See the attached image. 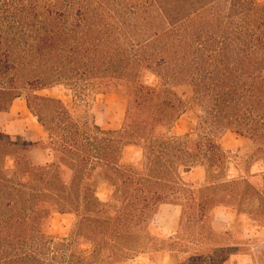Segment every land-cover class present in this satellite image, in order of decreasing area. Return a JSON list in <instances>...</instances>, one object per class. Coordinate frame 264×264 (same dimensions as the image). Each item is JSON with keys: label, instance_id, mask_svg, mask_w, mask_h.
<instances>
[{"label": "trees", "instance_id": "16d2710c", "mask_svg": "<svg viewBox=\"0 0 264 264\" xmlns=\"http://www.w3.org/2000/svg\"><path fill=\"white\" fill-rule=\"evenodd\" d=\"M57 87L75 104L92 99L89 116L40 94ZM99 94L126 102L120 130L96 123ZM21 99L46 136L18 146L0 132V264L186 262L218 248L229 264L245 251L244 221L263 225L264 173L251 169L264 164V2L0 0V115ZM189 112L196 126L180 134ZM227 134L243 140L245 177L229 179ZM131 147L140 165L125 161ZM35 150L52 159L35 164ZM196 168L201 186L183 176ZM164 207L180 210L168 239L152 230ZM225 208L236 234L211 227ZM57 214L73 218L59 241Z\"/></svg>", "mask_w": 264, "mask_h": 264}, {"label": "rangeland", "instance_id": "374dc122", "mask_svg": "<svg viewBox=\"0 0 264 264\" xmlns=\"http://www.w3.org/2000/svg\"><path fill=\"white\" fill-rule=\"evenodd\" d=\"M264 2V0H259ZM150 82H154V78L150 77ZM41 95L50 96L61 99L69 109H71L77 116L85 117L86 112L89 111V104L91 102L74 103L72 93L63 87L47 90ZM126 112V102L123 98L115 94L102 95L96 97L95 103L92 105V113L95 114L96 123L103 130H120L124 123ZM89 116V114L87 115ZM196 126V115L193 112L187 113L179 121L176 131L180 134L192 130ZM0 132L9 136L10 140L18 145L23 146L29 143H38L44 138L45 131L39 125L37 120L28 111L26 102L21 99L17 101L11 111L7 114L0 115ZM243 140L234 135H228L223 141V147L227 156L229 157V177L238 179L245 177V171L250 170L252 163L248 160V153L243 146ZM251 155V154H250ZM48 151L35 150L32 153V160L35 164H41L50 160ZM126 161L140 165L141 154L136 148H129L126 152ZM7 166L9 169L14 168V161L12 158L7 159ZM252 172L254 174L264 173V164L255 163ZM189 176V175H188ZM192 179L196 182L203 181V173L196 172L192 174ZM99 197L103 201H108L109 190L104 186H100L98 191ZM216 224L211 225L214 232L224 231V225L227 223L226 230H233L230 225L233 224V218L225 211L219 209L215 215ZM180 210L174 207H165L157 216L154 217L152 223V230L155 236L163 239H168L175 235V229L179 225ZM264 222V220H263ZM73 218L68 215H54L52 222V232L57 241L67 238L71 231ZM232 223V224H231ZM211 229V230H212ZM231 231L236 234L240 228L236 227ZM207 229L206 232L208 234ZM210 230V231H211ZM245 234V251L243 255L231 258L229 264H264V223L262 226L248 225L244 230ZM208 254V256H200L197 259H191L186 262L180 258H174L171 264H225V250L218 248ZM225 261V262H224ZM129 264H164V258L159 255H153V261L148 257L141 256L136 261Z\"/></svg>", "mask_w": 264, "mask_h": 264}, {"label": "crops", "instance_id": "0c3cea01", "mask_svg": "<svg viewBox=\"0 0 264 264\" xmlns=\"http://www.w3.org/2000/svg\"><path fill=\"white\" fill-rule=\"evenodd\" d=\"M18 101H20V100H18ZM14 106V105H13ZM13 108V107H12ZM228 135H230V134H227L224 138H223V140H222V142H221V145H222V147H223V141H224V139L228 136ZM231 135H233V134H231ZM234 136H236V135H234ZM236 137H238V136H236ZM45 138V137H44ZM238 138H240V137H238ZM43 139V138H42ZM41 139V140H42ZM41 140H39V142L41 141ZM242 140V139H241ZM243 142V141H242ZM244 146V145H243ZM131 148H134V147H131ZM129 149V148H128ZM223 149H224V147H223ZM138 150V149H137ZM127 152V151H126ZM49 156H51L50 154H49ZM52 158H50V160H51ZM50 160H48V161H45L44 163H41V165H44V164H47L48 162H50ZM125 161H126V154H125ZM127 163H130V162H128V161H126ZM132 164V163H131ZM133 165H135V164H133ZM254 167V166H253ZM253 167H252V169H251V172H252V170H253ZM196 172H202L203 173V181L202 182H196L194 179H192L191 177H189V176H191L192 174H194V173H196ZM252 174H254L253 172H252ZM258 174V173H257ZM189 175V176H188ZM183 176H184V178H185V180L187 181V182H189V183H191V184H193L194 186H201V185H203L204 183H205V181H206V174H205V171H204V169H202V168H196V169H192V170H189V171H186V172H184V174H183ZM240 178V177H239ZM229 179H231L230 177H229ZM232 179H235V178H232ZM163 209H165V207L163 208ZM162 209V210H163ZM225 211H227L230 215H231V217L233 218V223L235 222V213L233 212V211H231V210H229V209H226L225 208ZM232 224V223H231ZM226 225H227V223H226ZM248 225H256V226H262V225H259V224H254V223H251V222H247V221H244V223H243V227H242V232H243V238L245 239V234H244V230H245V228H246V226H248ZM231 226V225H230ZM246 240V239H245ZM241 255H243L242 253L241 254H238V255H235V256H241ZM143 256H145V257H148V259H150V260H152L153 261V256H147V255H143ZM142 256V257H143ZM159 256H162L163 258H164V264H171V262H172V256H171V254H169V253H165V254H161V255H159ZM138 259V258H137ZM137 259H134V260H131V261H129L128 263H126V264H129V263H132V262H134V261H136Z\"/></svg>", "mask_w": 264, "mask_h": 264}]
</instances>
